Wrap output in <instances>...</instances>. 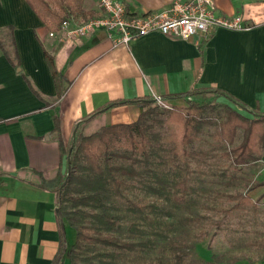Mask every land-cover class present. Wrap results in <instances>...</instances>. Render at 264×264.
I'll return each mask as SVG.
<instances>
[{"label": "crops", "instance_id": "0c3cea01", "mask_svg": "<svg viewBox=\"0 0 264 264\" xmlns=\"http://www.w3.org/2000/svg\"><path fill=\"white\" fill-rule=\"evenodd\" d=\"M117 1L133 15L170 11L177 2ZM212 1L217 15L240 16L250 29H217L189 40L151 34L115 47L105 31L73 39L59 30L51 37L25 0H0V40L12 51L8 28L14 29L21 62L20 71L13 68L0 49V264H53L59 253L57 197L40 187L67 168L57 135H52L55 116L68 147L77 125L96 111L103 112L81 124V133L136 122L148 105L128 102L155 101L195 88L225 91L264 114V0ZM83 8L102 15L100 0H85ZM45 51L63 77L57 103ZM23 75L47 104L32 93ZM165 102L186 105L184 100ZM223 102L249 116L243 107L219 99ZM114 103L121 104L111 107ZM65 239L62 264H70L76 233L66 221Z\"/></svg>", "mask_w": 264, "mask_h": 264}, {"label": "trees", "instance_id": "16d2710c", "mask_svg": "<svg viewBox=\"0 0 264 264\" xmlns=\"http://www.w3.org/2000/svg\"><path fill=\"white\" fill-rule=\"evenodd\" d=\"M25 1L51 33L59 31L65 21L82 22L97 15L95 11L84 10L85 0ZM8 30L14 48L9 51L0 40V49L13 68L20 71L21 62L14 41V29ZM45 58L55 84L57 97L54 103H57L62 98L63 77L55 66L54 57L45 51ZM23 78L32 93L47 104L44 95L26 76L23 75ZM221 98L243 107L249 116L226 106L222 121L214 122L206 117L207 113L216 112L220 108ZM161 99L184 100L186 103L183 107H173L166 113L165 120L158 122L166 126L165 135L148 133L149 122L157 116V106H154L156 101L151 100L128 102L150 106L132 124L105 126L90 135L81 133V124L92 122L103 111L94 112L77 125L68 147H65L61 137L59 118L54 117L55 128L52 135H57L67 168L55 180L40 184L41 188L55 192L57 197L61 243L53 264H62L67 254L65 221L76 233L75 244L68 254L70 264H96L94 261L99 264H122L127 259L126 253L144 251L153 247L154 242H130L115 235L121 217L111 213L113 200L125 202L128 211L138 216L145 226L146 231L143 232L164 238L174 230V224L166 220V217H170L172 211L191 210L197 205L192 197L197 193V188L193 186L195 174L188 166L182 165L190 161L206 162L209 158L220 157L228 160L234 168H239L248 166L263 156L264 114L251 111L231 94L214 88H195ZM120 104L114 103L111 107ZM206 126L216 128L212 135V148L208 151L190 150L199 141ZM162 153L169 155L168 159H163ZM153 158L160 159V164L173 171L165 174L156 172L151 167L155 164ZM140 166L143 168L140 169ZM235 181L236 178L232 177L229 184H234ZM132 182H137L142 189L162 199L164 204H139L130 200L127 192L133 188ZM261 186H264V182ZM230 199L236 202L232 208L234 212L257 208V203L247 197ZM185 221L190 223L191 219ZM130 230H138V227L131 225ZM98 247L104 250L101 251ZM177 252L175 264H182L185 253L179 248Z\"/></svg>", "mask_w": 264, "mask_h": 264}, {"label": "rangeland", "instance_id": "374dc122", "mask_svg": "<svg viewBox=\"0 0 264 264\" xmlns=\"http://www.w3.org/2000/svg\"><path fill=\"white\" fill-rule=\"evenodd\" d=\"M165 103L164 106L157 102L154 104L157 106V116L149 122V135L166 134V126L158 122L164 121L166 113L175 106L167 103L169 109ZM226 106L225 102L220 103V108L216 112L207 113L206 117L214 122L222 121ZM149 108L150 106L147 107ZM215 130V127L206 126L199 141L189 149L210 150L214 143L212 135ZM161 156L163 159L169 157L166 153ZM153 159L155 164L151 167L156 172L165 174L173 171L160 164V159ZM182 166H188L195 174L193 186L197 188V193L192 197L197 205L191 210L172 211V215L166 217V220L174 224V230L164 238L143 232L146 231L145 226L141 224L138 216L128 211L124 201L115 199L111 202V213L121 217L116 236L130 242H154L153 247L144 251L126 253L127 259L122 264H175L178 248L185 253L182 264H264V186H261L264 182V152L258 161L239 168H234L228 160L220 157L209 158L206 162L190 161ZM232 177L236 181L229 184ZM132 185L133 188L127 195L133 202L157 203L159 206L164 204L162 199L142 189L137 182H132ZM230 197H247L257 203V208L234 212L232 208L236 202ZM186 219H191V222L187 223ZM131 225H136L138 230H130ZM183 244L185 245L182 246ZM98 249L104 250L102 247Z\"/></svg>", "mask_w": 264, "mask_h": 264}, {"label": "built area", "instance_id": "2783aa9c", "mask_svg": "<svg viewBox=\"0 0 264 264\" xmlns=\"http://www.w3.org/2000/svg\"><path fill=\"white\" fill-rule=\"evenodd\" d=\"M102 15L77 23L65 21L60 30L73 39L91 36L105 31L115 47L129 46L134 40L151 34L189 40L196 35H210L217 29L230 31L248 30L242 17L227 18L217 15L212 0H177L170 11L130 14L127 7L117 0H100ZM54 37V33L50 34ZM163 105L161 98L155 100ZM165 105L168 106L167 103ZM165 108H168V107ZM170 109V107H169ZM171 110V109H170Z\"/></svg>", "mask_w": 264, "mask_h": 264}]
</instances>
